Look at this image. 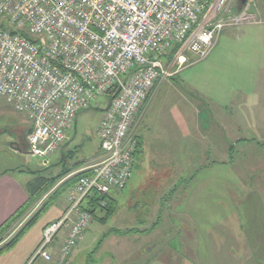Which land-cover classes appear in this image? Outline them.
Masks as SVG:
<instances>
[{
    "label": "built area",
    "instance_id": "obj_1",
    "mask_svg": "<svg viewBox=\"0 0 264 264\" xmlns=\"http://www.w3.org/2000/svg\"><path fill=\"white\" fill-rule=\"evenodd\" d=\"M255 2L0 0V96L27 117L30 156L47 165L78 114L118 89L97 128L104 158L68 176L92 170L70 190L61 216L44 226L28 264L66 263L93 219L87 199L124 189L132 176V124L154 84L179 72L189 52L206 58L226 27L257 24ZM174 43L180 47L168 60Z\"/></svg>",
    "mask_w": 264,
    "mask_h": 264
},
{
    "label": "rangeland",
    "instance_id": "obj_2",
    "mask_svg": "<svg viewBox=\"0 0 264 264\" xmlns=\"http://www.w3.org/2000/svg\"><path fill=\"white\" fill-rule=\"evenodd\" d=\"M237 1L240 6V0H234L236 3ZM253 10L256 12L259 19L257 24L226 27L220 34L217 44L206 58L199 60L198 57L189 52L187 62L179 72L163 81H157L142 104L137 120L132 124V133L135 135L134 137L138 142L140 135L139 130L148 111L147 109L149 108L150 113H152L155 105H159L160 102V99H157V101L154 100L151 106L148 107L149 100L153 96V92L155 93V89L157 90L160 84H164L162 88H166L168 85L165 83L167 82L172 83L176 87L175 89L178 90L175 91L178 93L172 96L173 102L169 112L174 113L181 108L185 111L186 118L187 115L190 114L198 121L203 101L204 103L208 102L209 105L225 108V106L229 104V98L234 97L236 94H240V99H244L246 97L245 95H247L246 98L249 99V110H237L234 111L233 114L236 117H245V123L254 122L249 130L243 128V131L245 130L244 132L236 134H239L240 137L247 136L248 139L242 140L230 139V133L226 132L227 128H225V132L228 137L226 133L224 135V128L217 126L218 122H216V125H206L205 128L203 127L201 129V136H204L205 139L202 138L197 145L200 146L201 144L203 147H208L209 144H211L214 146L215 143L218 145L217 141L221 139L227 142L226 144H220L217 151L212 148V151L207 154V157H203L201 165L213 162L211 165L214 168L210 173L204 174L203 171L202 174H199L196 180L192 182L195 187L188 193L187 204L190 208L193 209L194 212L198 209L203 212V216L200 217L201 221L196 225L197 230H199L198 232L203 233V235L207 237L202 239L201 236L200 244L201 247H203L202 254L200 258H198L193 250H189L186 255H181L178 252L180 249L178 248L177 241H175L179 240L177 232L183 228V230L186 229L185 231L192 228L190 225L191 223L186 219L181 218L187 221V223L183 225L179 220L176 222L177 217L172 215L165 223H163L161 219L158 226L159 233L157 236L155 235L153 242L158 244L161 241L159 238L165 233H169L171 239H173L172 246H175L176 251L170 250L163 254L151 255L152 261L150 264H264V257L262 258L254 255L255 250L251 249V246L248 244L250 240L241 238L238 235L239 232H253L259 228L260 223H264V213H261L260 210L264 202L263 191L259 192L254 186L251 191H248L247 187L243 186L245 184L253 185L256 183L262 188L264 185V0H256ZM201 97L205 100L201 99ZM4 99L7 101L6 98ZM4 99H0V104H7ZM209 99H211L212 103H210ZM107 100L105 96L100 97L92 102L91 107L82 110L76 118V124L69 132V139L62 147L65 149L64 154L69 151L73 154L71 155L73 157L71 160L67 161L66 167H64L62 171L66 168H73L77 163L87 165L101 154V150L98 147L99 137L97 128L100 124ZM189 102H191V106ZM240 102L241 101H239V103ZM10 105L13 106L11 103ZM211 109L215 110L213 108ZM227 112L231 113L232 111ZM21 115L23 117L17 120L19 124L17 130L15 132L13 131V133L14 136H16V132H18L17 134L20 136V145L18 144V146L21 147L22 151L25 153L26 136L29 133L30 124L27 117L24 114ZM222 122L227 123L224 120H222ZM188 123L186 129L187 134H185L183 138L185 142H190L192 140V135L196 133L194 127H191L192 124ZM227 124L229 125V123ZM10 127H15L14 122L10 118H7L5 112L0 111V129L6 130L10 129ZM235 127V123L232 121L231 126L228 128L229 131L232 132V135L234 134ZM239 129L241 130L242 128ZM5 135L4 139L7 140L9 138L8 133L5 132ZM12 135L13 134L10 135V138ZM206 142H209V144ZM231 143L234 144L232 149L233 154L229 158V162L224 163L222 155L229 152H223L222 150L225 151V149H228ZM14 148H17L16 145ZM198 150L201 149L196 147L195 151L198 152ZM7 152L8 149L5 147L0 151V169L18 163V160H13L11 157H8L6 154ZM28 156L29 157H26V163H30L33 167L38 168L41 166L42 168L49 169L50 171H47V174L51 173V175L54 176L61 170V168L55 169L54 166L50 169L52 165H43L41 158L32 157L29 154ZM229 156L230 154L228 157ZM193 162H195V160ZM189 166L190 164L187 160L183 167L184 170L182 171V173L187 174L186 179H189L190 176L188 173L191 168L187 170ZM136 168L137 167H134L133 175L128 186L131 182H139L140 174H135V172H137ZM194 172V169L190 171L191 174ZM67 181L69 180H65V178L61 179L57 184L59 185L58 187L62 189L67 188L69 186L66 185ZM189 182H191L190 179L185 182V185L189 184ZM208 182H211L212 186H215V191H208V188L205 187V185L209 184ZM75 185L74 182L69 189L71 190ZM62 189L59 193L60 198L58 199L60 200L67 196L69 204L70 190L66 189L62 191ZM254 191L259 193L253 196V200H250V194H253ZM54 192L56 191L52 189V191L46 194V197L45 195L43 196L45 198L39 201H35L32 195L33 200L31 201L28 211L17 221L15 220L10 228L0 235V245L12 239L19 230L42 209L43 204L47 203L49 198L53 200L55 196ZM240 195H242V198L239 197ZM258 200H260V202ZM102 202L99 203L101 208L96 210L90 225L93 224L97 217L106 215V212L102 208L107 205V200H102ZM86 204L87 201L85 205ZM158 208L159 207L154 208L155 215H150V213L145 215L146 208H142L145 213L142 211L143 213L140 214L139 217L146 218L144 222L145 227L143 226L142 228L151 229L154 223L157 222L158 215L156 210ZM208 212L212 214H208ZM111 215H109V217ZM120 217L123 220L126 218L125 214L122 213ZM130 224L131 226H135L134 228L140 226V224L136 223ZM111 226L112 224L110 223L107 228ZM89 227L85 231V234ZM102 234H100V239ZM97 243L98 240L86 246L87 248L84 253L93 255L94 253H92V251L94 247L98 246ZM247 248L249 250H247ZM157 249L158 246L155 247L156 251ZM87 255L84 256L82 264H85L86 260V264H88V259H90V257L88 256V259H86ZM70 257L64 264L69 262ZM29 260L26 264L29 263ZM80 263L81 261H76L74 264ZM33 264H38V262H34Z\"/></svg>",
    "mask_w": 264,
    "mask_h": 264
},
{
    "label": "crops",
    "instance_id": "obj_3",
    "mask_svg": "<svg viewBox=\"0 0 264 264\" xmlns=\"http://www.w3.org/2000/svg\"><path fill=\"white\" fill-rule=\"evenodd\" d=\"M167 83H165L168 85L166 88H162L164 84H160L158 89H155V93L153 92L148 107L151 106L154 100L157 101V99H160L159 105H155L152 113H150L149 108L147 109L148 111L139 130L140 144L138 145V151L135 154L134 163V167H137V172H135V174H140L139 182H131L128 186L130 178L124 188L126 189L128 187L125 190L126 192L122 189L113 190L110 193L108 198L111 199L116 206L115 212L106 220L104 219V216L96 218L84 235L83 240H81L77 248L74 250L67 264H74L76 261H81L80 264H82L84 256L87 255L84 253L87 248L86 246H89L90 243H94L97 240V244L102 240L101 245L99 247H94V250L92 251V253H94L93 255H87L86 259H88V256L90 257V259H88V264H150L152 261V257H150L151 255L155 256L156 254H163L170 250L176 251L175 246H172L173 239H171L169 233H165L159 238L161 241L157 244L153 241L155 235L157 236L159 233L158 226L156 228L157 230L154 229L146 232H144V230L147 229L142 228L146 219L145 217H139L140 214L143 212L145 213L142 208H146L145 215H148L149 213L150 215H155L154 208L156 207H159L156 212L158 217L159 215L161 216L163 223L169 220V217L172 215L177 217L176 222L179 220L183 225L186 224L187 221L191 223L190 225L192 229L187 231H185L186 229L183 230L184 228L182 230L180 229L177 232L179 240L175 241L178 243V248L180 249L178 252L181 255H186L189 250H193L194 254H197L198 258H200L203 249L200 244L201 236L202 239L207 237H205L203 233L198 232L199 230H197L196 225L201 221L200 217L203 216V212L199 211V209L194 212L193 209L190 208L187 204L188 193L195 187L192 182L196 180L199 174H202L203 171L204 174L210 173L214 168L211 165L213 162L201 165L203 157H207V154L212 151V148L217 151L220 144L227 143L224 139H221L217 141L218 145L215 143V145L212 146L209 142H206L209 144L208 147H203L201 144L200 146L197 145L202 138L205 139L204 136H201V129L203 127L205 128L206 125H216V122H218L217 126L224 128V135L228 132L231 136L230 139L242 140L248 139L247 136L240 137L239 134H236L244 132L245 130L243 131V128L249 130L254 122L245 123V117H236L233 114V112L237 110H249V99L246 98L247 95H245L246 97L244 99H240V94H236L234 97L229 98V104L226 105L225 108L209 105L208 102L204 103L203 101L198 121L190 114L187 115L186 118L185 111L181 108L174 113L169 112L173 102L172 96L178 92H175L177 89H175L176 87L172 83ZM1 98L4 99L0 96V99ZM201 99L204 98L201 97ZM209 101L212 103L211 99H209ZM239 101L241 102L239 103ZM6 103L8 106L5 103L0 104V111L5 112L7 118H10L14 122L15 127H10V129L6 130L0 129V151L4 147L7 148L8 152L6 154L8 157H11L13 160H18V163L0 169V226L13 213H15L19 207L25 204L30 196L31 186L35 181L36 175L39 174L40 171L45 172V174L47 171H50L47 168H42L41 166L37 168L31 166L30 163H26V157L29 156L18 146V144L20 145V136H18V132H16V136H14L13 133V131L15 132L17 130L19 124L17 120L23 116L19 114L9 102L6 101ZM190 104L191 102H189V105ZM211 108L215 110H212ZM227 111L232 112L228 113ZM222 120L229 123V125L223 123ZM232 121L236 126L233 135L228 129L231 126ZM187 123L192 124L191 127H194L196 130V133L192 135V140L190 142H185L183 139L184 135L187 134ZM225 128H227V131ZM239 128L242 129L240 130ZM5 132H7L9 136V138L7 137V140L4 139L6 136ZM9 132L13 134L11 138ZM226 136L228 137L227 133ZM13 145H16L17 148H14ZM233 145L234 144L231 143L228 149H225V151L222 150L223 152H229L222 155L224 163L229 162V158L233 154ZM98 147L100 148V138ZM196 147L201 150H198V152L195 151ZM64 151L65 149L61 148L60 151L53 154L46 165L48 166L51 164L52 166H50V169L53 168V166L55 169L61 168L56 175L61 173L62 169L65 167L64 165L73 157L71 156L73 155L71 152L68 151L64 154ZM229 154L230 156L228 157ZM103 158L104 154L101 150V154L88 164L96 163ZM187 160L190 164L187 170L191 168L188 175H191L190 171L192 169L196 172L195 179L185 185L187 174L182 173V171L184 170L183 167ZM194 160L195 162H193ZM48 175H51V173ZM208 183V185H205V187L208 188V191H215V186H212L211 182ZM254 184H245L243 186L247 187L248 191H251L254 186L259 192L263 191L264 193V185L260 188L258 184ZM259 192L254 191L253 194H250V200H253V196ZM239 197L242 198V195ZM258 201L260 202V200ZM67 206L68 201L66 196L61 198L57 204L54 205L44 217H42L35 226L22 237L20 242L12 250L0 255V264H26L41 241L44 226L52 220L60 217ZM260 210L261 213H264V202L262 207H260ZM121 213L125 214L126 218L124 220L120 217ZM208 214L212 213L208 212ZM181 218H184L187 221L182 220ZM110 223L112 226L107 228ZM130 223L140 224L138 227L141 228H134L135 226H131ZM128 229H134L136 232H116ZM100 234H102L101 239ZM238 235L241 238L250 240L248 244L251 246V249L255 250L254 255L262 258L264 257V223H260L259 228L253 232H239ZM64 236L65 234H61L57 238L55 243L57 248L62 243ZM156 246H158L157 251L155 250ZM248 248L247 250H249ZM36 262H38V264H49L41 259Z\"/></svg>",
    "mask_w": 264,
    "mask_h": 264
},
{
    "label": "trees",
    "instance_id": "obj_4",
    "mask_svg": "<svg viewBox=\"0 0 264 264\" xmlns=\"http://www.w3.org/2000/svg\"><path fill=\"white\" fill-rule=\"evenodd\" d=\"M179 47H180L179 43H174L172 48L166 54V58L168 60L172 59V57L174 56V54L176 53V51L178 50ZM117 92H118L117 87H114L112 90H110V92L106 96L107 99H108L107 100V104H110L112 102V100L116 96ZM75 124H76V121H75ZM139 144H140V141L138 139V145ZM138 147L139 146H137V151H138ZM232 149H233V147H232ZM137 151L135 152V154L137 153ZM64 166L66 167V164ZM85 166H87V165L81 164V163H77V164L74 165L73 168H66L60 174H58L56 176H50V175L48 176V174L47 173L45 174V172H43V171H40L39 174L36 175L35 181H34V183L31 186L32 188H31V193H30L29 198L27 199V201L25 202L24 205L19 207L15 213H13L7 220H5L1 224V226H0V235H2L5 231H7L10 228L11 224L15 220L17 221L20 217H22L28 211V209L30 207V204H31V201L33 200L32 195L34 196V200L35 201H37V200L39 201V200H42L43 198H45L47 196L46 194H48V192H50V191H52V189H54V191H56V192H54V195H55L53 197L54 199L52 200V198L51 199L49 198L48 202L43 204L42 209L38 213H36L19 230V232L12 239H10L7 242H4V243H2L0 245V255H3L5 253L9 252L10 250H12L20 242L22 237L26 233H28L35 226V224L43 217V215H45L54 205L57 204V202L59 201L58 198H60L59 193L61 192V189H62L61 187L59 188L58 187L59 185H57V184L61 181V179L65 178V180H69V181L66 182V185L67 186L69 185V186L67 188H63L62 189V191H65L66 189L68 190L69 187L74 182H75V184H77V182L80 180L81 177L92 175V170L89 169V170H83L81 172H78V173L68 177L71 173H73V172H75V171H77L80 168H83ZM195 172L189 176V179L191 181L195 179L194 178L195 177ZM189 179H186V181H188ZM58 189H60V190H58ZM44 195H45V197H43ZM109 195H110V193L106 194V195H99V194L94 195L93 197L87 199V204L84 206V208L86 210H88L92 214V216H94L96 210L98 208H101L99 203L102 202V200H107V205L105 207H103L102 209L106 212V215L104 216V219L105 220L108 219L109 215H111L116 210V206L113 204L111 199L108 198ZM160 221H161V216L159 215L157 222L154 223L152 228L144 230V232L152 231V230L156 229L157 226H159ZM116 232H118V233H130V232H136V231L134 229H128V230H125V231H116ZM101 241H100V243L98 244L97 247H99L101 245ZM38 260H40V259H38Z\"/></svg>",
    "mask_w": 264,
    "mask_h": 264
},
{
    "label": "water",
    "instance_id": "obj_5",
    "mask_svg": "<svg viewBox=\"0 0 264 264\" xmlns=\"http://www.w3.org/2000/svg\"><path fill=\"white\" fill-rule=\"evenodd\" d=\"M244 1V0H243Z\"/></svg>",
    "mask_w": 264,
    "mask_h": 264
}]
</instances>
